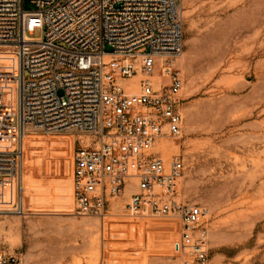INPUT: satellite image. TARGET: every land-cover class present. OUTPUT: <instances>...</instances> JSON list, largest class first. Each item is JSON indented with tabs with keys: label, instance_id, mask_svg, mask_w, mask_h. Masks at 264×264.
Here are the masks:
<instances>
[{
	"label": "rangeland",
	"instance_id": "374dc122",
	"mask_svg": "<svg viewBox=\"0 0 264 264\" xmlns=\"http://www.w3.org/2000/svg\"><path fill=\"white\" fill-rule=\"evenodd\" d=\"M179 5L183 124L180 136L164 138L172 146L163 158L184 161L180 200L207 212L209 264H264V0ZM24 8L37 9L28 0ZM0 114V150H23L20 179L0 184L1 250L24 264H181L179 221L131 216L134 185L111 200L104 217L75 214L72 158L87 139L35 129L19 139L12 56H0ZM20 202L23 214L15 209Z\"/></svg>",
	"mask_w": 264,
	"mask_h": 264
},
{
	"label": "built area",
	"instance_id": "2783aa9c",
	"mask_svg": "<svg viewBox=\"0 0 264 264\" xmlns=\"http://www.w3.org/2000/svg\"><path fill=\"white\" fill-rule=\"evenodd\" d=\"M25 1L0 0V56L18 68L19 139L29 129L79 132L87 143L72 158L75 214L104 217L134 185L127 212L178 220L181 264H209L207 212L180 200L184 161L156 149L182 131L179 0H28L34 11ZM36 29L42 37H31ZM22 168L21 145L0 150V184L12 186ZM15 209L23 214L21 202ZM0 264L24 261L0 249Z\"/></svg>",
	"mask_w": 264,
	"mask_h": 264
},
{
	"label": "bare ground",
	"instance_id": "6f19581e",
	"mask_svg": "<svg viewBox=\"0 0 264 264\" xmlns=\"http://www.w3.org/2000/svg\"><path fill=\"white\" fill-rule=\"evenodd\" d=\"M154 80H156V79H154ZM133 89H134V91L136 90V86H134V87H132ZM27 132H28V130H27ZM27 132H25V134L27 133ZM24 134V135H25ZM172 146V143L171 142H168L166 139H164V138H162V139H160L159 140V142H158V145H157V150L158 151H161V153H162V156L163 157H165V158H167L168 156H170V155H167V151L170 149V147ZM4 187V186H3ZM2 188V187H1ZM5 190H7L6 188H5ZM1 193V192H0ZM72 193V192H71ZM6 195V194H5ZM10 195V194H9ZM23 207V206H22ZM74 228V227H73ZM76 228V227H75ZM84 228V227H83ZM85 232V231H84ZM99 243V242H98ZM85 245V244H84ZM83 245V246H84ZM82 246V247H83ZM64 253V252H63ZM94 253V252H93ZM93 253H91V254H93ZM99 253V252H98ZM66 257V256H65ZM99 257V256H98ZM56 258V257H55ZM80 258V257H79ZM97 258V257H96ZM80 260V259H79ZM98 260V259H97ZM82 261V260H81ZM93 261V260H92ZM83 262V261H82ZM78 264V263H77ZM80 264V263H79Z\"/></svg>",
	"mask_w": 264,
	"mask_h": 264
}]
</instances>
